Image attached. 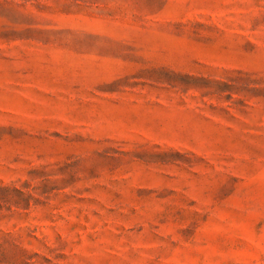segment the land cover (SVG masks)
<instances>
[{
    "label": "rangeland",
    "instance_id": "374dc122",
    "mask_svg": "<svg viewBox=\"0 0 264 264\" xmlns=\"http://www.w3.org/2000/svg\"><path fill=\"white\" fill-rule=\"evenodd\" d=\"M0 264H264V0H0Z\"/></svg>",
    "mask_w": 264,
    "mask_h": 264
}]
</instances>
